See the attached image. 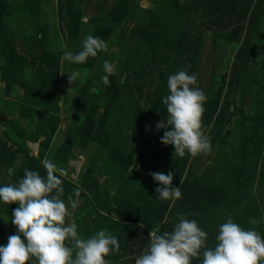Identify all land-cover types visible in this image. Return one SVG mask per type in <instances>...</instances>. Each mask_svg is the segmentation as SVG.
Here are the masks:
<instances>
[{"label": "rangeland", "instance_id": "rangeland-1", "mask_svg": "<svg viewBox=\"0 0 264 264\" xmlns=\"http://www.w3.org/2000/svg\"><path fill=\"white\" fill-rule=\"evenodd\" d=\"M89 34L107 50L62 59ZM104 60L117 69L108 86ZM179 70L206 96L211 150L195 157L176 156L155 127ZM45 159L65 169L66 205L81 190L78 234L117 238L110 264H133L151 229L171 231L178 214L198 222L209 247L228 217L264 238V0H0V184L25 168L44 176ZM170 170L181 196L158 199L150 172ZM16 207L0 203V244L16 231Z\"/></svg>", "mask_w": 264, "mask_h": 264}, {"label": "clouds", "instance_id": "clouds-1", "mask_svg": "<svg viewBox=\"0 0 264 264\" xmlns=\"http://www.w3.org/2000/svg\"><path fill=\"white\" fill-rule=\"evenodd\" d=\"M82 21L86 22L84 18ZM106 50L103 39L89 34L78 52L65 51L62 59L83 64ZM102 68L105 74L100 79L108 86L109 77L117 69L108 60L103 61ZM68 74L70 84L79 82L78 71ZM196 85L195 73L179 70L168 76L167 95L161 97L166 120L160 119L155 127L164 130L161 142L173 145V152L179 157L186 152L195 157L211 150L210 139L202 127L206 96ZM41 163L44 176L25 168L16 183L0 184V203L18 205L11 210V224L16 231L5 244H0V264H110L109 254L120 250L117 238L105 229L82 238L71 219L79 205L81 190L76 188L66 205L62 199L65 169L49 159ZM14 171L12 167L6 169L9 176ZM150 175L158 182L155 188L158 199L180 198V187L173 184V171ZM148 237L147 249L134 258L133 264H193L197 258L199 264H264V238L253 228L241 227L231 217L219 225L216 243L211 247L207 243L208 233L184 214H178L171 231L161 233L153 227Z\"/></svg>", "mask_w": 264, "mask_h": 264}]
</instances>
